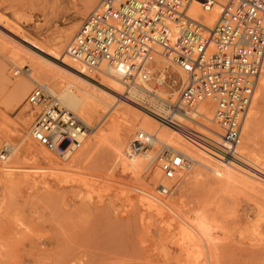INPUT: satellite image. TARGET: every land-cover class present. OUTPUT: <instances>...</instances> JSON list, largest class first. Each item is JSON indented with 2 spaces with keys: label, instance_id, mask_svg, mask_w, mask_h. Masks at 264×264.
Segmentation results:
<instances>
[{
  "label": "rangeland",
  "instance_id": "obj_1",
  "mask_svg": "<svg viewBox=\"0 0 264 264\" xmlns=\"http://www.w3.org/2000/svg\"><path fill=\"white\" fill-rule=\"evenodd\" d=\"M88 1L0 0L3 85L9 87L10 81L32 71L27 62L17 67L8 58L22 55L25 50L31 54L38 53L37 47L40 49L48 44H58L61 34L71 27V34L65 42L66 49L82 20L100 0H94L93 5L86 8ZM201 18L207 20L209 16L201 14ZM16 47L22 48L23 52H19ZM171 68L167 71L171 77H167L165 85L156 87L153 82L149 86L159 91H171L169 84L171 78H175L177 83L173 87L178 91L174 94L176 100L182 80ZM19 69L24 72H19ZM85 69L89 75L99 78L97 71H90L86 66ZM1 87L0 82V90ZM28 93L24 103L18 106L6 102L5 94L0 91V152L5 143L19 142L23 136L20 124H25L27 132L30 130L33 119L23 118V113L25 116L29 113L25 111ZM99 103L102 107L100 114L89 122H100V126L88 135V139H93L104 130L108 140L98 150L93 148L85 154V162L76 163L73 167L79 174L90 178V185L92 180L97 179L94 181L96 185L93 183L89 186L88 182L86 188H81L63 179V183L50 180L45 185L36 186L28 180L24 171L7 177L1 168L7 164L4 162L7 158H0V264H264L263 187L235 178L218 185L211 183L207 177L189 183L187 193L182 196L183 211L187 214L202 213L212 236L215 235L210 262L204 252H191L194 253L192 256L190 251L180 248L177 231H168L164 219L156 213L141 215L138 203L140 193L135 188L148 185L153 188L155 195L177 201V191L171 196L162 195L158 190L163 182L151 183V171L158 166L154 157L160 143L149 148L153 163L148 169L146 165L151 159L144 156L145 150L141 153L144 160L142 164L138 165L134 158L130 160L129 146L137 130L128 122H124L123 127L107 129L108 123L106 121L103 124V121L117 108L110 106V102ZM135 107L152 115L140 106ZM255 108L257 132L254 148L263 161L264 86L257 87ZM128 109L131 111L129 120L135 121L139 114L134 108ZM26 141L46 149L34 141L30 134ZM83 145L84 142L81 147ZM22 150L23 145L18 147L20 153ZM51 155L63 163L68 161L61 155ZM8 162L22 168L39 166L14 156H10ZM244 166L247 169L248 166ZM256 169L250 167L247 170L264 179V172ZM136 174L142 176L136 179Z\"/></svg>",
  "mask_w": 264,
  "mask_h": 264
},
{
  "label": "built area",
  "instance_id": "obj_2",
  "mask_svg": "<svg viewBox=\"0 0 264 264\" xmlns=\"http://www.w3.org/2000/svg\"><path fill=\"white\" fill-rule=\"evenodd\" d=\"M195 1L205 11L220 5L212 29L189 14ZM66 51L90 71L104 65L120 69L126 85L155 83L156 58L170 60L186 80L169 113L157 119L222 159L235 158L264 70V0H101L82 20ZM206 100L213 108L218 141L199 131L209 132L199 111ZM26 102L39 108L32 139L57 155L81 147L100 126L61 106L40 85L33 86ZM153 139L152 133L138 131L129 146V159L149 148ZM155 154L165 181L186 167L184 154L166 144L160 143ZM172 189L168 184L159 187L162 195Z\"/></svg>",
  "mask_w": 264,
  "mask_h": 264
},
{
  "label": "bare ground",
  "instance_id": "obj_3",
  "mask_svg": "<svg viewBox=\"0 0 264 264\" xmlns=\"http://www.w3.org/2000/svg\"><path fill=\"white\" fill-rule=\"evenodd\" d=\"M93 2L94 0H89L86 8L91 7ZM100 2L101 0L96 4L93 10L99 6ZM219 12V4H216L213 8H210V10L205 11L202 10L198 5V2L195 1L190 8L189 14L194 19L203 22L206 26L212 29L218 19ZM201 14L208 15L209 19H202ZM0 34L3 33L1 32ZM70 34L71 27L65 29V31L61 34L58 44H48L47 47L40 49L37 47L36 50L38 53L32 51L33 53L31 54L26 50V52H23L22 48L16 47L19 52L23 53L22 55H14L13 57L8 58L9 61L17 67H20L23 62H27L31 66L32 71L30 74L20 75L15 80L10 81L9 87L3 85L5 76L3 66L0 64V82L3 86L0 91L5 94V99L7 100L6 102L10 101L20 106L24 103L25 96L31 90V87L34 85H40L43 87L47 95L57 99L60 105L64 108L72 112H77V115L88 123H90L89 121L95 120L100 114L102 107L99 101L104 103L110 102V106H116L117 109L113 114L108 115L103 121V124L107 121V129H113L115 126L123 127V123L128 122L131 124L133 129L137 130V132L146 131L154 135L153 142L149 148L155 146L158 142L168 145L174 151L182 152L187 160V164L175 179L167 181L163 180L162 173L158 166L154 167L150 176L151 183L163 182L161 184L172 185V192L168 196H171L174 191H177V201L175 202L174 200L169 199V197L155 195L153 188L148 185L135 188L140 193L138 195V203L141 208V215L156 213V215L165 220V226L167 227V230L169 229L168 231H177V242H179V245L181 246H179L180 248L186 249L190 251V253L204 252L210 262L213 252V236L215 235L212 236L208 221L202 213L200 215V213H193L191 211L193 214H187L183 211L182 204H184V200H182V196L187 193L189 183L195 180L197 181L200 177H207L211 183L215 185L227 183L231 179L235 178L239 180L241 179V182L243 180L252 182L264 188V179L259 177V175H255L256 173H252L253 171L250 172L247 170L251 167L260 169L264 172V160H261L254 148V141L257 132V111L255 108L257 102V88L242 126L241 143L236 150L238 153L236 155L237 157H226L225 159H222L215 152L191 142L180 132L162 124L157 119V115L168 114L169 105L175 102L174 94L178 92L173 87V84L177 83L175 78H171L172 85L169 84L171 91H159L158 89L151 88L149 85L151 83L153 84V82H139L136 85H126L120 69L104 65L100 70H97L99 78L96 79L87 73L83 63L67 53L65 49V42L68 40ZM28 43L29 42H27V45ZM170 66H172L171 69L175 70L178 77L182 80V83L185 82L186 77L181 68L170 60L157 57L155 66L157 74L154 86L158 87L166 84L167 77H171L167 73ZM21 70L22 69H19V72ZM22 72L24 71L22 70ZM16 74H18V72ZM258 86H264V70L259 78L257 87ZM116 95L119 97L117 98ZM129 102L150 111L152 115L143 112ZM28 105L25 106V111H28L29 113L27 116L23 113V118L25 117V120L33 119L29 132L26 131L24 123L20 124V131L23 136L20 138L19 142L16 144L7 142L2 148L3 158H7V161H4L7 162V164L4 163L5 165L1 167L4 174L7 177H11L14 176L16 172L24 171L26 172L28 180H30L31 183L36 184V186L45 185L50 180L61 183L63 179H66L68 183H71L72 185L86 188L90 178L88 179V176H85V174L84 176L79 174L77 169L76 170L78 172L74 170L76 167H73L76 163L85 162V154H87L91 149L95 148L98 150L102 147V145H105L108 140L107 133L103 130L102 133L93 139H88L87 136L83 141V147L61 155L63 159L68 158V161L63 163L51 155L53 152L44 148H38L34 146L31 141H26L28 134L31 135V127L34 117L36 112L39 110L38 107ZM128 107L138 110H135V112L139 114L136 115L135 121L129 120V112L131 111ZM139 111L142 112L141 114L143 115H140ZM199 111L203 117L201 119L202 123L209 128V132L201 129H199V131L210 136L213 140L218 141V138L215 136V132H217L218 129L213 119V108L210 102L206 100L200 103ZM109 131L110 130H108V132ZM21 145H23L22 153L18 151V147ZM149 148H147L144 152V156L151 159V161H149L146 165L147 169L153 163V156L149 153ZM1 152L0 158L2 155ZM141 153L134 157V160L138 163V165L144 162ZM10 156L30 161L32 163H37L39 166L33 168H22L21 166L12 165L8 162ZM233 160L241 162L249 168L247 167V169H245L246 167L244 165L243 167L241 166V163H236ZM142 174H136V179L140 178ZM92 181L94 183L97 179ZM104 182L105 181L101 183ZM93 183L91 185H93ZM98 183L99 182H97V184ZM91 185L89 182V186ZM94 185L96 184L94 183ZM158 193H160V190H158ZM179 203L181 206H178ZM184 207H186V205ZM191 254L194 256V253Z\"/></svg>",
  "mask_w": 264,
  "mask_h": 264
}]
</instances>
